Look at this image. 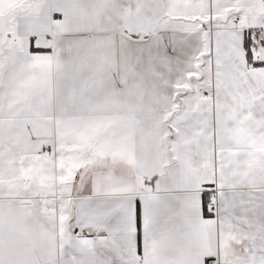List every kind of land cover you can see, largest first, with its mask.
<instances>
[{"label":"snow or ice","instance_id":"obj_1","mask_svg":"<svg viewBox=\"0 0 264 264\" xmlns=\"http://www.w3.org/2000/svg\"><path fill=\"white\" fill-rule=\"evenodd\" d=\"M0 264H264V0H0Z\"/></svg>","mask_w":264,"mask_h":264}]
</instances>
